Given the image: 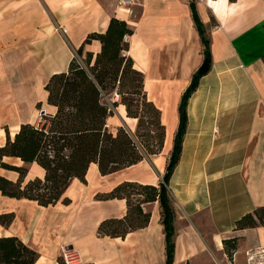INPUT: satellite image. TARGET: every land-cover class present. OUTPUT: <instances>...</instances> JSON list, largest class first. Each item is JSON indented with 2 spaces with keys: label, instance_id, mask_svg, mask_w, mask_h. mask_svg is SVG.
<instances>
[{
  "label": "crops",
  "instance_id": "obj_1",
  "mask_svg": "<svg viewBox=\"0 0 264 264\" xmlns=\"http://www.w3.org/2000/svg\"><path fill=\"white\" fill-rule=\"evenodd\" d=\"M190 1L209 39L211 63L187 99L181 150L166 183L175 211L171 264H224L225 258L264 264V226L235 227L238 217L264 205V0H0V145L6 131L12 136L20 122L54 109L45 81L66 70L86 35L105 30L112 16L132 27L127 53L144 73V90L165 127L159 153L107 174L90 164L85 181L73 178L66 188L67 203L43 206L0 192V213H13L0 235H16L32 247L36 264H60L62 255L67 264H164L159 202L141 204L150 212L145 226L102 235L99 222L122 216L126 201L97 194L122 180L161 181L180 96L203 59ZM99 46L93 39L84 49ZM27 167L25 179L42 176L36 163ZM0 174L17 177L3 167ZM231 237L238 245L229 258L222 239Z\"/></svg>",
  "mask_w": 264,
  "mask_h": 264
},
{
  "label": "trees",
  "instance_id": "obj_2",
  "mask_svg": "<svg viewBox=\"0 0 264 264\" xmlns=\"http://www.w3.org/2000/svg\"><path fill=\"white\" fill-rule=\"evenodd\" d=\"M189 5L203 43V59L180 96L178 124L161 181L151 184L122 180L110 190L97 194L98 198L117 197L126 201L122 216L107 217L99 222L97 232L102 235L124 236L128 231L145 226L150 212L141 204L159 202L165 236L164 264L172 263L175 245V211L166 183L179 158L187 122V99L211 63L209 39L194 3L190 1ZM131 33L132 27L124 19L110 17L105 30L88 33L75 48L66 70L54 72L47 78L43 85L46 102L54 109L40 113L35 122H20L12 136L6 131V140L0 145V167L17 172L14 180L0 174L1 194L24 197L43 206L59 200L67 203L66 188L73 178L85 181L90 164L95 163L100 174H107L162 150L165 127L160 109L147 97L144 73L134 67L127 53ZM93 39L100 43L98 51L85 50L84 44ZM111 93L116 98L110 103L106 97ZM118 104L123 105L126 117L136 119L133 132L124 124L115 125L113 129L109 126L108 118ZM145 111L151 112L152 118L143 126ZM150 124L158 127V131ZM140 127L145 131L139 132ZM143 135L145 138L141 137ZM4 156L16 157L21 163L8 162ZM27 163L40 166L42 176L25 179ZM12 218V212L0 213V224H9ZM256 225L264 226V205L235 220L236 228ZM222 243L230 258L237 248V238H224ZM37 256V252L18 236L0 235V264H36ZM59 263L67 264L62 258Z\"/></svg>",
  "mask_w": 264,
  "mask_h": 264
},
{
  "label": "rangeland",
  "instance_id": "obj_3",
  "mask_svg": "<svg viewBox=\"0 0 264 264\" xmlns=\"http://www.w3.org/2000/svg\"><path fill=\"white\" fill-rule=\"evenodd\" d=\"M116 97L114 96V94L113 93H111V94H109L107 97H106V99H107V101L108 102H110L111 103V101L113 100V99H115ZM113 114H112V116H110L109 118H108V123H109V126L113 129L114 127H115V125H118V124H124L127 128H129L130 130H131V132H133L134 131V129H135V123H136V119L135 120H133V119H130V118H124L123 117V115H122V108L120 107V105H117L116 107H114V109H113ZM124 113V112H123ZM152 117H151V112H149V111H145L144 112V114H143V119H144V124H143V126L144 125H147V121L149 120V119H151ZM147 120V121H146ZM171 126H172V124L170 123V121L168 122L167 121V123H166V128H171ZM150 127H152L153 129H154V131H158V127H156V126H154L153 124H150ZM145 131V128L144 127H140L139 128V132H144ZM141 137H143V138H145L144 137V135L143 136H141ZM140 137V138H141ZM143 138H141V140L143 139ZM173 144V143H172ZM172 149V148H171ZM169 157V156H168ZM133 197H135V195L133 196ZM61 258L62 259H64L65 260V258H64V256L62 255L61 256ZM224 264H229V261L225 258V261H224Z\"/></svg>",
  "mask_w": 264,
  "mask_h": 264
},
{
  "label": "built area",
  "instance_id": "obj_4",
  "mask_svg": "<svg viewBox=\"0 0 264 264\" xmlns=\"http://www.w3.org/2000/svg\"><path fill=\"white\" fill-rule=\"evenodd\" d=\"M122 1V3H125V2H127L128 0H121ZM62 30H64V28L62 29ZM65 256V255H64ZM65 261L67 262V260L65 259Z\"/></svg>",
  "mask_w": 264,
  "mask_h": 264
},
{
  "label": "water",
  "instance_id": "obj_5",
  "mask_svg": "<svg viewBox=\"0 0 264 264\" xmlns=\"http://www.w3.org/2000/svg\"><path fill=\"white\" fill-rule=\"evenodd\" d=\"M43 112H44L43 109H41V110H40V113H43Z\"/></svg>",
  "mask_w": 264,
  "mask_h": 264
}]
</instances>
